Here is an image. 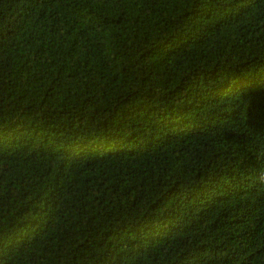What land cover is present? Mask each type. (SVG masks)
<instances>
[{"label":"trees","instance_id":"1","mask_svg":"<svg viewBox=\"0 0 264 264\" xmlns=\"http://www.w3.org/2000/svg\"><path fill=\"white\" fill-rule=\"evenodd\" d=\"M0 264H264V0H0Z\"/></svg>","mask_w":264,"mask_h":264}]
</instances>
